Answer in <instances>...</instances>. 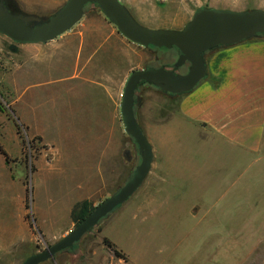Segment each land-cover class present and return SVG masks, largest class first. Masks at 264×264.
<instances>
[{
  "label": "rangeland",
  "instance_id": "374dc122",
  "mask_svg": "<svg viewBox=\"0 0 264 264\" xmlns=\"http://www.w3.org/2000/svg\"><path fill=\"white\" fill-rule=\"evenodd\" d=\"M33 1L6 4L12 12L47 20L66 2L46 0L49 6L35 5L41 11L33 13ZM120 1L153 28L183 29L199 6L264 9V0ZM92 5L98 7L86 9ZM17 45L0 34V264H22L56 243L76 226L79 202L99 205L141 161L122 116L118 126L91 129L50 124L41 110L35 116L18 110ZM144 51L141 68L170 66L179 56L176 48ZM183 95L151 84L139 87L136 115L154 149L147 178L76 249L40 264H264V141L258 151L245 152L203 134L199 124L183 128L177 121ZM92 151L96 157L86 155ZM182 151L184 157H175Z\"/></svg>",
  "mask_w": 264,
  "mask_h": 264
},
{
  "label": "crops",
  "instance_id": "0c3cea01",
  "mask_svg": "<svg viewBox=\"0 0 264 264\" xmlns=\"http://www.w3.org/2000/svg\"><path fill=\"white\" fill-rule=\"evenodd\" d=\"M35 5L49 6L46 0H35L28 11L40 12ZM17 46V109L31 110L33 116L41 110L39 116L53 125L91 129L119 125L125 83L143 66L144 50L150 48L125 37L94 5L58 37ZM205 59L207 76L183 95L177 121L181 119L183 128L199 124L200 132L234 149L258 151L264 141V35L212 49ZM94 151L86 155L96 157ZM184 156L182 151L175 157Z\"/></svg>",
  "mask_w": 264,
  "mask_h": 264
},
{
  "label": "water",
  "instance_id": "95a60500",
  "mask_svg": "<svg viewBox=\"0 0 264 264\" xmlns=\"http://www.w3.org/2000/svg\"><path fill=\"white\" fill-rule=\"evenodd\" d=\"M88 4H97L129 40L145 47L177 48L179 56L171 67L147 65L135 69L125 83L121 101L122 120L141 156L132 177L117 193L95 206L64 237L30 255L22 264H40L73 247L101 219L125 203L145 181L154 160V149L135 112L136 94L141 84L154 85L171 95L189 93L207 76L205 54L208 51L264 35L262 8L237 10L199 6L183 29L151 28L140 23L120 0H67L47 20L37 14L12 12L6 0H0V34L18 44L46 43L80 21ZM186 63H189L188 71L177 72Z\"/></svg>",
  "mask_w": 264,
  "mask_h": 264
},
{
  "label": "trees",
  "instance_id": "16d2710c",
  "mask_svg": "<svg viewBox=\"0 0 264 264\" xmlns=\"http://www.w3.org/2000/svg\"><path fill=\"white\" fill-rule=\"evenodd\" d=\"M149 47L150 48H156V47H153V46H149ZM13 49H16V47L13 46ZM176 50L179 53V50L177 48H176ZM143 84H147V83H143ZM143 84H141V85H143ZM94 208H95L94 204L88 199L79 202L75 206V208L73 209V217H74V220L76 221V223L78 224L80 221H82L88 214H90L94 210ZM69 249H71V248H69Z\"/></svg>",
  "mask_w": 264,
  "mask_h": 264
},
{
  "label": "flooded vegetation",
  "instance_id": "af4514ba",
  "mask_svg": "<svg viewBox=\"0 0 264 264\" xmlns=\"http://www.w3.org/2000/svg\"><path fill=\"white\" fill-rule=\"evenodd\" d=\"M172 66V64L170 65V66H166L165 65V67H171ZM189 68V67H188ZM177 72H178V70H177ZM186 73V72H185ZM74 249H76V245H74L73 247H71V249H67V250H69V251H72V250H74ZM60 253V252H59ZM59 253H57V254H59ZM56 254V255H57ZM55 258H56V256L52 259V260H55Z\"/></svg>",
  "mask_w": 264,
  "mask_h": 264
}]
</instances>
